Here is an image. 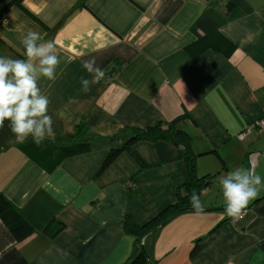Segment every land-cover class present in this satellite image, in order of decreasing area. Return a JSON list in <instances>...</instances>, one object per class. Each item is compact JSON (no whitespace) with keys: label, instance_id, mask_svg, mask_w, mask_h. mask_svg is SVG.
<instances>
[{"label":"crops","instance_id":"1","mask_svg":"<svg viewBox=\"0 0 264 264\" xmlns=\"http://www.w3.org/2000/svg\"><path fill=\"white\" fill-rule=\"evenodd\" d=\"M10 2L0 0V55L22 58L32 28L55 41L59 63L54 80L38 82L54 135L17 142L6 121L0 127V192L34 226L17 241L0 221V264H264V156L253 159L262 184L241 219L226 215L219 186L227 171L250 167L251 152H264V0ZM213 32L234 43L231 55L193 58L186 46ZM89 57L102 77L82 68ZM178 117L197 173L216 177L200 195L201 215L182 211L138 240L124 222L140 228L176 201L188 181L182 147L140 140L100 169L123 129ZM85 139L92 149L80 155L54 148Z\"/></svg>","mask_w":264,"mask_h":264},{"label":"clouds","instance_id":"2","mask_svg":"<svg viewBox=\"0 0 264 264\" xmlns=\"http://www.w3.org/2000/svg\"><path fill=\"white\" fill-rule=\"evenodd\" d=\"M22 58L0 55V127L6 126L17 142L31 137L39 144L46 136L54 135L53 118L48 111L50 103L39 87L43 79L56 78L59 56L54 40H45L38 30L28 28L22 38ZM82 68L93 79L104 75L94 57L81 61ZM81 91L87 92L90 80L79 79ZM262 184L261 176L254 174L251 167H234L219 178L223 208L229 217H239L249 200L256 197ZM189 204L195 215L204 211L199 195L193 191Z\"/></svg>","mask_w":264,"mask_h":264},{"label":"trees","instance_id":"3","mask_svg":"<svg viewBox=\"0 0 264 264\" xmlns=\"http://www.w3.org/2000/svg\"><path fill=\"white\" fill-rule=\"evenodd\" d=\"M23 0H11V5L21 6ZM5 8L0 10V27L4 17ZM235 45L227 37L218 32H213L206 36L199 38L198 40L188 44L186 46L187 52L193 57L198 58L204 52L208 50H214L222 53L225 56L231 55L234 51ZM183 117H178L170 123H158L146 130H131L123 129L118 135L112 137L114 140H123L122 146L111 148L103 163L100 170L110 165L123 151H131L132 145L140 140L156 141L165 140L171 144L181 146L183 149L184 157L187 162L188 170V181L181 188L178 189L176 194V201L158 214L154 219L142 227H135L129 221L124 222V229L126 232L137 236L141 240L148 232L161 227L169 221L172 217L176 216L179 211L191 210L189 204V196L195 191L199 197L202 191L210 185L216 174H204L199 175L197 173L196 160L198 154L194 153L189 140L183 130L177 127V123ZM80 128H76L68 135L75 136L79 133ZM64 157H72L89 152L92 147L89 140H79L78 143L70 146L55 145L54 147ZM0 221H2L12 236L17 241H23L34 232L33 224L25 217L21 210H19L2 192H0ZM51 225V222L49 223ZM44 228L48 230L50 225ZM63 228V224H59L58 230ZM140 256H147L145 249L141 246ZM147 259V258H146ZM148 263L152 264L150 260Z\"/></svg>","mask_w":264,"mask_h":264},{"label":"water","instance_id":"4","mask_svg":"<svg viewBox=\"0 0 264 264\" xmlns=\"http://www.w3.org/2000/svg\"><path fill=\"white\" fill-rule=\"evenodd\" d=\"M258 156H264V152H251V155H250V167H251L253 173H254V161H253V159H254V157H258ZM251 158H252V159H251ZM180 212H182V210L179 211V213H180ZM177 214H178V213H177ZM158 228H159V227H158ZM158 228H156L154 231H156ZM145 236H146V235H145ZM141 246L144 247V244L142 243Z\"/></svg>","mask_w":264,"mask_h":264},{"label":"built area","instance_id":"5","mask_svg":"<svg viewBox=\"0 0 264 264\" xmlns=\"http://www.w3.org/2000/svg\"><path fill=\"white\" fill-rule=\"evenodd\" d=\"M258 126H259L260 128H263V127H264V120L260 121L259 124H258ZM245 134H246V132L240 134V137L244 136ZM244 215H245V210L242 211V214H241L239 217H233V218H234L235 220H237V219H241Z\"/></svg>","mask_w":264,"mask_h":264}]
</instances>
